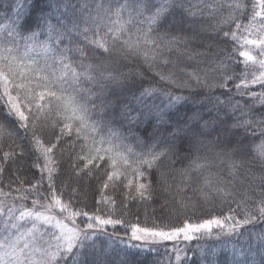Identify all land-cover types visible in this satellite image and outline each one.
<instances>
[{
	"label": "snow or ice",
	"instance_id": "obj_1",
	"mask_svg": "<svg viewBox=\"0 0 264 264\" xmlns=\"http://www.w3.org/2000/svg\"><path fill=\"white\" fill-rule=\"evenodd\" d=\"M201 4L20 0L14 16L2 18L0 264H139L144 251H156L152 245L211 237L214 229L217 239L239 237L246 226L264 223V0H253L250 13L245 0ZM225 6L227 15L220 11ZM217 14L211 26L198 19ZM232 24L233 30H224ZM207 33H222L238 45L244 65L239 75L232 54L213 51ZM132 58L148 70L171 65L155 74L188 95L168 91L162 94L166 102L156 103L155 88L137 87L143 72L122 70ZM185 105L191 107L182 112ZM29 158L39 178L26 185L19 173ZM61 160L78 181L100 179V162L111 169L100 180L96 201L110 211L97 206L90 212L62 199L55 184ZM117 182L126 189L119 216L116 199L105 191ZM189 188L205 202L216 197L235 207L179 227H142L124 219L135 202L157 194L175 199ZM181 206H188L183 199ZM117 226L130 229L127 241L107 231ZM250 235L264 264V229ZM252 247L246 253L233 244L232 264H257ZM171 251L181 264L183 250ZM208 255L200 249L201 264H215Z\"/></svg>",
	"mask_w": 264,
	"mask_h": 264
},
{
	"label": "trees",
	"instance_id": "obj_2",
	"mask_svg": "<svg viewBox=\"0 0 264 264\" xmlns=\"http://www.w3.org/2000/svg\"><path fill=\"white\" fill-rule=\"evenodd\" d=\"M20 2V0H0V22L6 24V20H2L3 17L7 15H13L16 11V4ZM191 5H195L196 8H202L203 4H201V0H186ZM206 2L215 3L216 0H206ZM222 2L227 3V0H222ZM253 0H245V3L248 4L249 13L251 11V4ZM12 9V12L9 9ZM195 10V8L193 9ZM205 13L209 11V9L204 8ZM220 11L223 12L224 15H227L226 6L222 8ZM218 18V14L216 16H201L198 17L199 20L202 21L206 26H211L215 19ZM245 24L248 22L247 19L243 21ZM235 25H225L224 30L229 31L233 30ZM132 31H135V28L132 27ZM206 36H211L212 43L214 45L213 51H218L219 49H224L227 52L231 53L233 56V61L231 63L236 69L237 75L240 74L241 71L244 70V65L240 63L243 58L239 56L238 45H235L229 38H225L221 34H217L213 36L211 33H207ZM208 43V40H205V44ZM234 49H236L234 51ZM201 50H203L201 46ZM127 66L123 67V71H128L129 69L138 70L144 73V76L141 80L138 81L137 87L141 85L143 87H152L156 89L158 98L155 100L156 103H160L162 100L166 102V97L162 94L168 91L173 92L176 95H188L187 90L176 89L173 86L167 84L164 81H161L159 77L155 74L156 71L168 72L169 69L172 68L171 65H159L158 68L153 70H148L147 66L143 63L140 58H132L129 61L124 62ZM188 64V68L186 70H190L191 63L185 62ZM185 63H182L180 67H185ZM177 75L182 79L184 78V73H180L177 69ZM251 71V69H249ZM191 105H185L181 108V111H187ZM47 140L48 137H45ZM10 141L5 140L3 143V150H8V145ZM78 150V149H77ZM101 167L97 170V176L100 179H92V180H77L75 176L70 174L68 164L66 160H61L60 169L56 177V190L57 193L63 192L62 199L69 200L73 203L75 208L84 207L86 211H92L95 207H102L105 212L111 210L110 205H97L96 201L99 200V192L98 187L101 179L106 178L104 173L105 171H110L111 169H105L104 162H100ZM31 158L25 163L26 171L19 173L26 180V185L28 182L34 181L39 178V173L30 167ZM11 165L9 164L6 169V176L11 175ZM118 187L116 189H112L111 187L106 191L108 195H112L117 201V211L116 215L119 216L123 212L121 208V201H123L124 196L123 193L126 191L123 187V183L117 182ZM67 185V187H65ZM197 187L196 185L193 186ZM44 188H47V181L44 183ZM72 188L78 189V195L74 196L72 193ZM181 199L183 202L187 204V207L181 206ZM11 202V201H9ZM26 203V202H25ZM27 205L31 202L26 203ZM86 205V207H85ZM194 205V206H193ZM229 207H235V204L229 205L228 203L221 204L220 200L216 197H213L211 201L205 202L201 199L199 193L197 191H193L192 188L187 189L182 194H177L175 199H171L166 195L157 194L150 201H142L135 202L130 206V209L124 215V219L127 223H139L142 227H179L182 226L185 221L191 223H198L204 219H209L212 216H223L228 214ZM242 218V217H241ZM84 217L77 218V223L83 226ZM247 231L242 230L244 235L239 237L237 236H224L220 235L219 239L216 238L218 229L213 230V234L211 237L201 236L198 240H193L190 242L183 241L182 239L178 242H164L159 245H152L156 249L155 252L152 251H144L142 256L139 258V264H177L175 261V256L172 253L171 249L173 247H178L182 249L181 252L182 262L181 264H201L199 252L200 249H203L206 253H208V260H213L215 264H232V251L233 244L237 246L243 245V250L248 252V244L251 243L253 245L252 252L256 253L255 259L257 264H259L260 254L257 251L259 249V243L255 239L254 236L250 235L252 231L257 233L260 232L261 229H264V223H260L255 225V228L250 226H246ZM108 232L117 231L121 237L127 241L128 236L130 235V229L126 230L122 226H117L114 230L111 227L107 229ZM103 239V237H102ZM118 243V242H117ZM133 243H141L136 242ZM121 246L122 245H118ZM166 249L168 250L166 252ZM213 249H216L219 252V255L213 256L211 255ZM187 254L188 259H183L184 254Z\"/></svg>",
	"mask_w": 264,
	"mask_h": 264
},
{
	"label": "rangeland",
	"instance_id": "obj_3",
	"mask_svg": "<svg viewBox=\"0 0 264 264\" xmlns=\"http://www.w3.org/2000/svg\"><path fill=\"white\" fill-rule=\"evenodd\" d=\"M28 202H31V200L27 201L26 203H28ZM28 206H29V207H31V205H30V204H28Z\"/></svg>",
	"mask_w": 264,
	"mask_h": 264
}]
</instances>
